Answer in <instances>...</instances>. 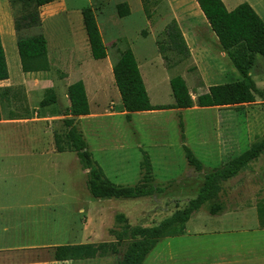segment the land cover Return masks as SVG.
I'll list each match as a JSON object with an SVG mask.
<instances>
[{"label": "rangeland", "instance_id": "rangeland-1", "mask_svg": "<svg viewBox=\"0 0 264 264\" xmlns=\"http://www.w3.org/2000/svg\"><path fill=\"white\" fill-rule=\"evenodd\" d=\"M57 1H63L67 8L65 13L44 18L40 22V27L21 30L22 35H30L41 30L48 42L49 56L52 61L54 60L47 72L27 77H37L43 80L46 85L53 84L57 92H61L65 82L63 79L67 75L65 66L68 59H71V50L64 49L65 51H62L60 56H56L53 52L51 53L50 48L57 45V50H59L61 46H71L67 24L70 20H75L73 17L75 11L80 10L83 6H90L93 10L96 23L101 26L105 42L109 41L107 35L115 37V41L109 43L108 46L109 56L113 57L118 47H131L136 61L139 65H143L140 69V72H143L141 76L146 82L151 79L155 84L154 92H149L150 102L153 104L172 103L168 81H165L164 78L175 74L183 76L193 102L196 95L205 89L206 84L231 82L240 78L229 60L221 62L222 70L220 72L216 73L207 69L208 74L205 77H199L191 57L172 67L168 63L174 60V57L167 54L168 59L163 58L157 48L156 41L161 42L163 26L172 18L173 10L178 15L181 14L182 9L191 11L193 16L188 20L189 30H201L197 33L194 32L195 35L192 33L194 42L196 41V44L201 48L202 46L206 48L204 51L206 57L197 59L200 66L206 69V63L212 58L214 49L218 50L216 41L213 40L215 39L214 34L204 32L203 27L206 24L201 22L200 16L193 14V9H190L188 3H185L186 7L179 6V8L174 7L173 9L166 0H161L154 9L152 18L146 20L139 0ZM122 1L127 3L130 12L123 17H118L115 12V4ZM188 1L192 2L193 0ZM25 2L26 0H0V13L2 7L6 6L7 16L12 23L14 17L33 8L32 2L29 5ZM38 9L40 12L41 8ZM194 10L195 12L200 11L195 6ZM180 21L181 24H185L183 19ZM2 22L0 17L2 31L0 40L2 46L4 44L3 50H6L9 77L19 80L24 77L25 73L20 71L12 34L5 30ZM201 32L203 36H199L198 33ZM188 40L192 44V38ZM11 52L14 53L16 59L14 61L11 60ZM75 56H81V54L75 53ZM150 57H153L152 63L147 68ZM255 57L250 68L251 78L256 87L263 88L264 62L262 61L264 59L259 55H255ZM86 62L85 70H89V72L103 66V63L92 62L90 57ZM146 69L148 71H145ZM69 75L70 77L75 76ZM40 80L36 85L30 84L29 86L37 98H41L44 87L43 81ZM105 93L104 91L100 92L96 97L100 103H103L107 98ZM57 95L59 99L54 107L59 113L65 114L67 108H64V100L61 97L63 96L67 102L66 92L57 93ZM35 98L36 96L33 95L30 99L32 101ZM7 101L12 104L16 103L15 99L1 98L3 111L8 108ZM261 102V97L254 95V100L250 103L219 108L192 106L178 110L140 111L130 113L129 119L126 120L121 113L123 110L120 100L113 94L104 103L101 113L92 112L89 116L75 119V124L83 135L87 150L92 159L100 166L105 177L116 184H134L138 181L139 162L142 152H145L152 166V184L159 191L139 198H92L85 190V175L77 171L76 181L81 188V200L84 201L81 204L75 206L65 203L49 210L23 208L3 211L6 214L7 222L3 225L6 226V232L2 233L0 240H3L0 241V247L9 248L2 254V259L6 264H15L14 262L19 264H116L121 253L56 263L52 259V245L77 242L97 243L112 240V236L108 234L107 230L112 227L114 213H122L128 223L132 225L138 223L153 225L170 215L175 209L184 207L188 199L195 196L204 173L222 165L264 137V111L261 108ZM90 107L93 110L97 109L93 104ZM179 120L182 123V139L178 127ZM63 132H65V128L62 118H60L55 133L62 135ZM182 144L199 159L202 164L200 170L188 165ZM8 150V152H12L10 147ZM66 155L73 156L74 153ZM24 174L29 176L8 179V185L29 188L33 186L37 175L29 170H25ZM221 188V201L225 206H231V208L227 207L228 213L225 216L222 214L212 216L201 207L187 220L184 225L186 230L197 229L204 233H210L214 229H226L241 223V218L237 215L241 214L239 210L244 205L252 203L244 209V213H247L248 209L253 207V203L255 204L257 199L264 196V150L235 176L222 181ZM234 206L237 210L233 212ZM78 207H82L84 213H78ZM86 213L89 218L86 226L87 234L79 236L76 234L77 227L75 225L86 219ZM254 215L255 213L252 211L253 219ZM251 225L252 221L249 225L247 221L245 225H242L248 226L246 233L252 231ZM13 230L15 231L14 241L11 238ZM258 233L264 234V232ZM196 243L206 245L205 238L194 237L191 233L188 235L187 231L182 236L159 240L152 251H161L162 254L170 251L171 260H167V257L163 256L161 257L162 261L167 260L166 263L178 264L185 259L182 252L189 250ZM15 245L21 246L16 249L12 248ZM16 256L17 258H15ZM148 260L149 258L145 261Z\"/></svg>", "mask_w": 264, "mask_h": 264}, {"label": "trees", "instance_id": "trees-1", "mask_svg": "<svg viewBox=\"0 0 264 264\" xmlns=\"http://www.w3.org/2000/svg\"><path fill=\"white\" fill-rule=\"evenodd\" d=\"M52 0H26L25 4H33V8L24 11L12 20L15 36V47L21 72L47 71L49 63L46 55V40L39 30L30 35H22V29L40 27L39 7ZM161 0H139L142 13L146 20L152 18L156 6ZM203 14L207 26L214 34L217 47L224 52L230 64L240 75L231 82L215 83L207 86L205 92L196 95L193 102L184 79L175 74L169 77L168 84L173 102L168 104H151L147 96L137 63L129 46L117 48V57L111 64L113 83L117 89L126 120L130 113L163 110L186 109L193 105L197 107L229 106L250 103L254 95L261 97V108L264 111V87H256L249 76V69L253 65L254 57L259 54L264 59V22L249 4L241 2L227 10L221 0H195ZM190 9L193 7L190 5ZM118 17L129 13L125 1L115 4ZM81 20L93 59L106 56V47L101 39L93 10L90 6L80 8ZM1 31V29H0ZM2 34V32H1ZM157 48L165 60L167 54L174 57L168 65L170 67L189 57V49L181 30L174 18L167 21L162 29L161 42L156 41ZM7 57V56H6ZM7 67L3 48L0 42V80L7 78ZM68 99L67 114L62 119L65 132L62 135L54 133L55 150L72 151L77 163L85 172V186L92 198H139L152 195L159 189L152 184V166L145 152L139 162V179L134 184H116L103 174L100 166L92 159L87 150L81 131L75 124V119L89 113L87 98L83 83L76 80L66 87ZM55 100L51 88H46L39 106H46ZM180 137L182 123L178 121ZM184 157L188 165L196 170L202 167L199 159L191 150L182 144ZM264 150V137L252 143L247 149L228 159L222 165L204 173L202 182L193 198L188 199L186 205L175 209L170 215L162 218L153 225L129 224L122 213L112 215L113 224L107 232L112 240L77 243H60L52 245V259L58 262L84 260L121 253L116 264H142L146 255L154 248L159 239L181 230L183 224L194 211L203 207L207 213L219 214L224 209L221 201V182L235 176L249 162L257 158ZM255 212L258 226L264 228V196L255 202ZM176 228V229H175Z\"/></svg>", "mask_w": 264, "mask_h": 264}, {"label": "crops", "instance_id": "crops-1", "mask_svg": "<svg viewBox=\"0 0 264 264\" xmlns=\"http://www.w3.org/2000/svg\"><path fill=\"white\" fill-rule=\"evenodd\" d=\"M166 1L171 5V8L173 9L174 7L179 8V6L186 7L185 3H188L189 6L191 5L193 7V14L200 16L202 20L201 22H204L206 24H203V30H205L204 32L207 34L211 32L209 28L207 29V22L201 11L195 12L194 6L195 8L198 7L195 0L192 1L193 3L188 0ZM221 1L227 10L232 9L234 6L241 2H246L264 22V0ZM39 8H41V11L39 12L40 22H42L44 18H50L67 11V8L65 7L63 1L60 2L57 0H52L51 2L41 5ZM75 12V15H73L75 20H70L67 24L68 35L71 38V46H61L59 50H57V45L51 46L50 48L51 53L53 52L56 56H60L59 54L62 51H65L64 49H69L72 51H70L71 59H68V63H66L65 66L67 75L63 78L65 82L62 86L61 92H57L53 84L46 85L43 80H40L37 77H27L28 75L47 72L51 68L54 60L52 61L49 56L47 39L45 40L49 69L47 71L27 72L24 74V77L20 78L19 80H13L11 77H9L6 50H3L8 76L7 78L0 80V239L2 233L6 232V226L3 225H5V223L7 222V217L3 211L23 208L49 210L57 208L58 206H62L65 203L68 205L74 204L75 206H77V204H81L82 202H84L80 197L81 188L77 185L76 176H78L77 171H79L80 174L85 175L86 170H82L79 167L75 155H66L67 153H71L72 151L65 150L57 152L55 150L53 135L56 131L57 123L59 122L60 118L63 119L64 117H69L67 111L65 112V114H61L54 107L59 99L57 93L63 94V92H66V87L68 84L76 80L82 81L87 98L89 113L87 115L77 117L78 119L89 116L92 112H96L98 114L101 113L103 111L104 103L110 98V96H113V94H115L119 99V95L113 83L111 74V64L117 57V51L115 52V55L113 57L109 56L108 54L109 43L115 41V37L107 35L109 41L105 42V40L103 39L101 26L97 23L101 39L106 47V56L101 59H93L90 56L89 47H87L88 44L82 25L80 10H77ZM180 12L181 14L178 15V13L173 10L172 18L175 19L181 30L183 38L189 49V57L192 58L195 64L198 76L205 77L208 74L207 69H211L212 72L215 71L216 73L220 72L222 70L221 62H226V60H228L224 52L220 51L219 49H214L215 51H213L212 58H210L206 63L207 68L205 69L203 66H200L199 63H197V59L206 57V54L204 53L206 48L202 46V49L201 46L196 44V41L194 42L193 34L194 32L197 33L201 30H189L190 28L188 20L193 16L191 14V11L182 9ZM7 13L8 10L6 6H3L0 13V17L3 20L2 25L5 26V30L7 32H11L13 41L15 43V36H13V26L11 25L12 23L9 19V16H7ZM180 19H183V22H185V24H181ZM102 27L104 28V26ZM1 32L2 31H0V34ZM198 34L199 36H203L202 32ZM189 38H192V44L188 40ZM213 40L215 41V39ZM3 47L4 44L2 48ZM118 48L122 49L123 47ZM131 51L134 55L132 49ZM75 53L81 54V56H75ZM257 55L259 54H256V56ZM89 57L91 58L92 62H100L101 64L103 63V66L94 68L91 72H89V70H85V64L87 63L86 61ZM11 58V60L14 61L15 57L14 53L12 52ZM152 58L153 57L149 58V65L146 66L147 68L151 66ZM159 58L161 59V56H159ZM136 63L140 72V69L143 65H139L137 61ZM145 71L148 70L146 69ZM142 73L140 72V75H142ZM248 73L249 76L252 77L250 74V69ZM69 74L75 76L70 77ZM180 76L183 78L182 75ZM141 78L150 102L149 92H154L155 84L151 79L146 82L144 77L141 76ZM168 79L169 77L164 78L165 81H168ZM38 80L43 81L44 83L43 92L46 88L52 89L55 96V100L53 103L46 106L38 105V102L41 98H37V95L32 93L29 89L30 84L36 85ZM209 85L211 84H206L205 89L200 93L205 92L207 86ZM103 91L106 92L105 94H107V98L103 103H100L99 100L96 99V97H98L99 93ZM33 95L36 96V98L31 101L30 98ZM1 98H8L13 100L15 99L16 103L12 104V102L7 101L8 108L6 109V111H3L1 107ZM61 98L62 100H64V108H67L68 99L66 102L63 96ZM91 104H93L94 107H97V109L93 110L90 107ZM211 107L219 108L224 106ZM151 111L154 110L144 112ZM121 113L123 114V111ZM9 147L10 151L12 152H8ZM25 170H29V172L37 175V180L33 182V186L29 188L25 186L22 187L8 185V179H17L29 176L24 174ZM40 174H43L45 176H41ZM31 176L34 177V175ZM251 204L252 203H248L244 205L241 210H239L241 214L237 215L241 218V223L236 226L226 229H214L210 233H204L202 230L197 229H192L190 231L186 230L184 227L187 222L186 221L183 224V228L181 230L177 228L175 232L166 234L159 240L163 238H170L173 236H182L187 231L188 235H190L191 233V235H193L194 237L205 238L206 245L196 243L189 250H184L182 252V255L185 256V259L178 264H264V234L258 233L264 232V228H260L258 226L254 203L253 207H250L248 209V212L244 213V209ZM227 207L228 205H224V209L219 214L225 216L228 213L227 209L231 208V206L228 208ZM232 209L233 212L237 210L235 206ZM83 211L84 210L82 207L77 208L78 213H82ZM252 211L255 213L254 219L251 216ZM195 212L196 211H194L191 216H193ZM219 214H214L212 216H218ZM86 215L87 217L85 220H81L75 225L77 227L76 234H78L79 236H86L87 234L86 226L89 218L87 213ZM246 221L248 225L252 221V225L250 227L252 228V231H250L249 233H246V228L248 226H242L245 225ZM11 233L13 234L11 235L12 241H14L15 231L13 230ZM20 246L21 245H15L12 246V248L16 249ZM7 248L9 247H0V264H6V262L2 259V254H4L5 251L7 252ZM163 256L167 257V260H171L172 257L170 251H166L165 254H162L161 251L151 250L150 253H148L144 258L142 264H162L163 262L165 264H172L166 263L167 260L162 261L161 257ZM15 258H17V256ZM147 258H149V260L145 261L147 260ZM53 262L60 263L54 260ZM14 263L19 264L18 262Z\"/></svg>", "mask_w": 264, "mask_h": 264}]
</instances>
